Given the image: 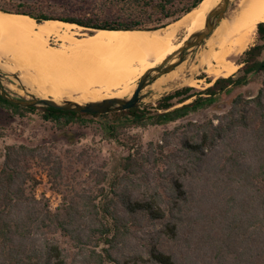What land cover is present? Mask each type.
Segmentation results:
<instances>
[{"label": "trees", "instance_id": "16d2710c", "mask_svg": "<svg viewBox=\"0 0 264 264\" xmlns=\"http://www.w3.org/2000/svg\"><path fill=\"white\" fill-rule=\"evenodd\" d=\"M125 1L134 13L95 10L79 17L0 9L90 29L156 30L203 0L177 10V0ZM256 34L236 73L209 80L201 91L183 87L166 94L154 114L140 107L107 114L22 107L0 95V107L41 109L44 119L64 127L87 116H111L110 135L128 149L94 188L75 192L53 210L36 195L41 180L33 168H42L53 183L62 177L56 148L6 146L0 156V264H264V22ZM258 74L263 81L256 96L239 94L226 112L181 122ZM147 122L176 126L146 144L117 134L121 126Z\"/></svg>", "mask_w": 264, "mask_h": 264}, {"label": "bare ground", "instance_id": "6f19581e", "mask_svg": "<svg viewBox=\"0 0 264 264\" xmlns=\"http://www.w3.org/2000/svg\"><path fill=\"white\" fill-rule=\"evenodd\" d=\"M218 1L203 0L181 20L156 31L92 29L89 33L90 28L76 23L38 21L29 14L0 9V64L19 72L42 96L50 94L59 101L128 97L143 74L183 45L187 37L176 42L180 29L184 27L188 34L202 29ZM261 22L264 0H240L238 10L206 41L200 59L205 71L214 78L233 75L239 68L235 60L249 49ZM52 38L61 44L52 46Z\"/></svg>", "mask_w": 264, "mask_h": 264}, {"label": "rangeland", "instance_id": "374dc122", "mask_svg": "<svg viewBox=\"0 0 264 264\" xmlns=\"http://www.w3.org/2000/svg\"><path fill=\"white\" fill-rule=\"evenodd\" d=\"M103 1L105 0H0V5L11 9H23L35 13L42 12L54 16L82 17L93 14L92 12L95 10H98L97 12L102 15H106L111 10L120 13L130 8L128 10L130 13L136 11L134 10L136 7L129 6L125 0H107L108 3L104 6L98 3ZM191 2L192 0H177L172 10L182 8ZM239 3L240 0H231L225 17L234 14L239 8ZM96 6L101 7L102 11L96 9ZM177 21L168 20L166 26L158 27L156 30L165 28ZM153 24L156 23H150V25ZM92 32L94 30L89 33ZM176 35V42H180L188 35V32L182 27ZM256 42L257 34H255L250 47ZM60 44L59 40L51 39L52 46L58 47ZM204 49H207L206 43L199 47L182 66L175 69L171 74L161 77L158 82H154L143 90L142 94H145L146 97L138 107L146 110L149 114H154L157 111L159 101L166 94L183 87H192L194 90L201 91L210 86L213 82L209 83L208 81H214L217 78L210 76L205 71L206 68L200 64ZM243 54L244 52L235 60L239 68L242 66L240 61L244 56ZM16 73L20 74L19 72ZM3 80L5 88L11 96L33 98L13 78L4 75ZM262 81V74L252 76L248 85L235 88L230 93L219 96L216 106L195 113L181 122L187 120L204 121L215 113L226 112L237 95L243 94L248 98L256 96ZM26 86L29 91L35 94L40 93L36 89L33 90L28 84ZM102 94L107 93L103 91ZM74 96L79 97L80 95L75 94ZM45 97H52V95L46 94ZM42 112L41 109L15 111L9 106L0 107V132L3 133L0 139V156L3 154L5 147L12 144H48L56 148L57 159L61 158L64 163L63 176L59 179L55 178L56 181L54 180L53 183L49 181L47 172L43 171L42 168L34 166L33 171L37 172V176L41 180L40 185L36 188L37 197L46 199L51 209L57 210L64 203V199L69 200L75 192L94 188L96 179L102 176L106 170L113 168L116 159L114 157L127 155L128 149L119 145L110 135L106 124L113 123L115 120L111 116H87L85 118L86 122H73L64 127L61 124L44 119ZM175 126V123L159 126L147 122V124L131 128L121 126L118 128L117 134L129 141H132L133 138L141 139L146 144L150 141H159L165 130L172 129Z\"/></svg>", "mask_w": 264, "mask_h": 264}, {"label": "water", "instance_id": "95a60500", "mask_svg": "<svg viewBox=\"0 0 264 264\" xmlns=\"http://www.w3.org/2000/svg\"><path fill=\"white\" fill-rule=\"evenodd\" d=\"M230 2L231 0H219L207 13L203 28L194 30L188 34L186 36L187 39L178 50L168 56L163 62L143 74L135 84L133 93L128 97H110L83 103L71 99L59 101L53 97H44L39 93L35 94L29 91L26 86L27 83L23 81L20 74L5 70L1 64L0 95L9 102L22 107L47 106L61 110L91 114H107L138 107L146 97L145 94H142L143 90L158 81L161 77L168 75L176 68L182 66L199 47L206 43L220 23L226 18L225 15L230 6ZM4 75L16 80L26 92L32 95L33 98L28 99L11 96L5 88L3 80Z\"/></svg>", "mask_w": 264, "mask_h": 264}]
</instances>
